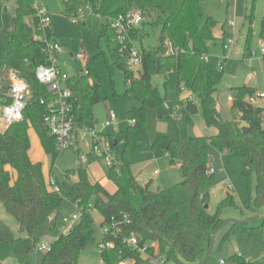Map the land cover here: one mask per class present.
<instances>
[{"label":"trees","instance_id":"1","mask_svg":"<svg viewBox=\"0 0 264 264\" xmlns=\"http://www.w3.org/2000/svg\"><path fill=\"white\" fill-rule=\"evenodd\" d=\"M78 1L64 0L67 13L77 14ZM205 1L88 0L94 13L107 18L102 24V36L110 47L113 62L101 52L87 60L88 74L82 71L68 76L67 85L75 94L73 117L76 126L82 128L93 121L94 106L106 98L100 77L93 68V62L99 58H106L111 71L116 66L124 70L125 94L141 101L140 106L129 111L130 119L134 121L124 131L126 143L123 150L118 148L122 134L108 135L118 150V163L108 166L107 176L118 188L109 201H103L96 197L94 184L82 164L68 170L62 181L57 180L60 192H56L48 187L42 163L31 158L26 119L35 128L45 151L53 160L61 150L44 121L54 94L37 78L38 66L48 61L46 43L36 38L43 33L37 6L35 0H16L8 31L9 50L0 47V104L9 100L11 81L4 78V73L10 68L28 81L32 98L25 108V119L0 130V201L28 236H16L11 227L0 219V245L12 244L15 247L17 264H30L32 252L39 255L36 264H79L82 251L93 240V208L103 215L102 227L109 228L104 232V243H113L110 247H101L104 264H131L130 261L132 264H161L156 260L163 264H187L200 259L205 245L212 246L216 234L229 221L223 216V209L238 207L235 197L228 193L213 214L206 207L210 201L209 193H203L201 197L202 188L215 179V173L209 172L215 150L245 154L248 162L244 175L249 179L253 172L257 174L256 197L250 207L258 209L264 206V106L247 100L258 91L255 87H236L233 88L232 108L237 117L233 121L222 118L216 94L224 71L209 58V41L214 37L213 28L217 20L208 15L201 24L205 16ZM132 9L143 13L144 20L140 26L147 28L146 34L150 33L149 29L159 30L152 50L138 46L144 58L143 70L140 67L136 69L139 74L128 68L127 56L122 55L117 32L112 27L114 18ZM247 20L251 28L253 15H248ZM262 34L264 36V29ZM140 35L139 26L131 30V37L136 42L142 39ZM49 36L57 40L54 33H49ZM167 42L171 43L172 51H169ZM150 59L156 61L157 71L165 75L164 95L153 81ZM172 70L177 73L175 83L168 78ZM185 89L191 95L183 97ZM165 101L173 102L181 110V115L176 118L178 136L160 134L152 148L167 152L172 164L179 166L183 179L171 187L152 190L149 183H140L133 171L138 162L135 157L137 131L145 126L150 108H157L162 116L161 106ZM200 111L209 126L218 128L216 134L189 133V126ZM65 199L77 204L81 211L73 229L67 233L59 228L58 222ZM247 229L245 220H236L223 237L221 246L232 233ZM133 234L138 237L139 247L145 248L144 251L127 242ZM49 236L54 238L51 249L39 251L40 243ZM155 243L159 254H156ZM229 261L252 264L241 255H235Z\"/></svg>","mask_w":264,"mask_h":264},{"label":"rangeland","instance_id":"2","mask_svg":"<svg viewBox=\"0 0 264 264\" xmlns=\"http://www.w3.org/2000/svg\"><path fill=\"white\" fill-rule=\"evenodd\" d=\"M16 0H0V47L9 50L8 31L11 29L12 11L15 8ZM37 7H45L51 14L52 21L47 24V33H54L58 42L62 45V53L58 58V65L67 76H74L86 69V60L99 55L101 52L113 62L112 53L108 43L102 36V24L107 18L89 10L88 0H79L77 3L78 12L67 13L64 0H35ZM205 16L201 19L203 24L208 15H212L217 23L213 28V39L209 41V58L211 62L224 71V76L216 94L217 105L225 121L236 119V113L232 108L233 101L230 97H235L233 88L244 85L255 87L258 93H264V56L261 54V42L264 41V0H206L203 4ZM80 10H87V15L83 17ZM248 15H253V23L247 20ZM78 17L79 21L75 20ZM31 21V18H28ZM233 22L234 24H232ZM140 38L135 44L147 50H152L156 46L158 29H149V34L145 33L146 27L139 26ZM227 32V33H226ZM142 33L144 35H142ZM230 33V34H228ZM251 37L249 38V35ZM232 38L234 42L229 44ZM227 42L229 48L225 49ZM249 43V44H248ZM247 44L249 49H247ZM167 45V43H166ZM169 48L170 46L167 45ZM84 54L86 60L79 57ZM93 68L100 77L105 99L97 103L94 108V120L87 122L84 127H93L102 131L105 135L122 134L119 142L120 151L126 143L124 131L133 121L130 119L129 111L134 106H140L141 101L127 96L125 72L122 68L115 67L113 71L109 68L106 58H99L93 62ZM143 70V67H140ZM9 70V69H8ZM8 70L4 73V78L9 80ZM149 70L156 86L164 95L165 75L157 71V64L154 59L149 60ZM139 74V70L134 71ZM168 78L175 83L177 73L172 70ZM117 115V122L109 127H104L103 123L108 119L110 111ZM162 116L157 108H150L147 113L145 126L137 131L138 146L135 150V157L138 163L134 165V172L142 182L153 178L151 185L153 190L171 187L179 183L182 173L177 165L172 164L171 158L165 151H154L153 142L160 135L177 137L176 118L181 115V110L171 101H165L162 106ZM30 137L38 139L35 128L28 119L25 120ZM7 126L3 119L2 104H0V129ZM218 132L215 126H209L202 114L198 113L196 119L189 126L191 135H212ZM78 143L74 146L62 149L56 160L49 155L42 147L41 160L46 181L50 176L62 181L68 170H74L79 165H83L91 182L96 189V197L103 201H109L115 191L113 181H108V166L103 160L94 157L92 139L84 133L78 134ZM117 148L114 149V157L117 155ZM87 156V161L81 160V155ZM214 161L212 167L215 169V179L202 188L203 193L210 195L209 211L216 213L219 203L231 194L235 197L238 207H226L223 209V216L228 219V223L222 228L215 238L212 246L206 244L203 255L200 259L187 264H220L224 259L229 264H239L236 261H229L235 255L243 256L246 261L252 264H264V206L258 209L250 207L256 197L257 174L253 172L249 179L244 175L247 166V157L241 151L219 152L213 151ZM77 178V174H74ZM106 180V181H105ZM109 180V179H108ZM233 186V189L229 185ZM74 215H81L77 204L65 199L60 207L58 218L59 228L65 232L69 221ZM93 240L82 251L79 264H104L101 256V244L104 243V221L101 212L93 208ZM0 219L8 224L14 234L18 237H27L28 233L21 229L16 218L10 214L4 204L0 201ZM236 220H245L248 229L232 233L230 238L221 246L225 234ZM53 237H46L50 240ZM156 254H159L158 244H156ZM39 259L37 252H32L29 256V263L36 264ZM17 254L12 244L0 245V264H17ZM132 264L133 262L130 261ZM161 264L163 262L161 261ZM170 264H176L171 262Z\"/></svg>","mask_w":264,"mask_h":264},{"label":"built area","instance_id":"3","mask_svg":"<svg viewBox=\"0 0 264 264\" xmlns=\"http://www.w3.org/2000/svg\"><path fill=\"white\" fill-rule=\"evenodd\" d=\"M90 11L91 8H89ZM81 15L85 17L87 15V10H80ZM37 16L40 19L41 27L43 31L42 34L36 35V38L40 41L46 43V51L48 54L47 63L41 64L37 68V78L38 80L48 87V90L54 94L53 99L48 104V112L45 115L44 121L48 126L50 133L55 137L57 147L62 150L78 143V134L84 133V135H89L92 139V148L97 160H103L106 166H113L118 163L117 155L114 157V146L109 139V136L103 134L102 131H98L93 127L89 129L86 128L84 132V127L78 128L75 124L73 117L74 110V92L67 85L68 76L65 75L62 69L58 65V58L62 53V45L58 40H54L46 32L45 27L50 24L52 17L50 12L45 7H37ZM76 21H79L78 17H75ZM144 20V15L139 9H132L127 13L120 14L118 17L112 20V27L115 28L117 32V40L120 44V50L122 55L127 56L128 68L130 70H136L142 67L144 58L142 52L138 45L135 44L131 37V30L140 26ZM234 24L233 22H231ZM229 44H232L234 40L230 38L228 40ZM172 51L171 43L167 42ZM225 49L229 48L227 42L224 43ZM261 54L264 56V41L261 42ZM79 57L86 60L84 54H79ZM87 63V60H86ZM89 70L86 68L84 70L85 74H88ZM9 77L11 81L9 100H6L2 104V114L6 126H9L15 122H21L25 119L24 111L28 102L32 98V90L28 81L19 75V73L14 69L8 70ZM233 100V96L230 97ZM250 103L255 105L264 106V93H258V91L248 96L247 99ZM44 102V100H42ZM134 121V120H133ZM117 122L116 113L111 110L108 119L103 123L104 127H109ZM81 160L84 162L87 160V156L82 154ZM210 173H215L213 167L209 170ZM48 187L56 192H60V186L58 181L54 176H50L47 182ZM229 187L233 189L230 184ZM203 197V195H201ZM80 216L74 215L69 221L65 233L73 229L76 220ZM109 228L105 227L104 232H107ZM53 239L43 240L39 247V251H49L52 247ZM127 242L134 246L139 247L138 237L133 234L127 239ZM113 243L111 241L101 244V247H110ZM145 250V248H140ZM156 263H161L156 260ZM220 264H229L224 259L220 261ZM249 264V263H247Z\"/></svg>","mask_w":264,"mask_h":264},{"label":"crops","instance_id":"4","mask_svg":"<svg viewBox=\"0 0 264 264\" xmlns=\"http://www.w3.org/2000/svg\"><path fill=\"white\" fill-rule=\"evenodd\" d=\"M205 3V2H204ZM227 33V32H226ZM228 34H230V33H228ZM11 69V68H10ZM189 95H191V92L188 90V89H185V91H184V94H183V97H187V96H189ZM4 129V128H3ZM3 129H0V130H3ZM213 135V134H212ZM36 137H38V139L39 140H37V138H35L34 137V139H33V137H30V139H31V150H30V155H31V158H32V160H34L35 162H39L40 160H41V152H40V149L41 148H39V147H42V149H44V147H43V145H42V141H41V139H40V137H39V135H38V133H37V136ZM45 150V149H44ZM226 152H228V151H226ZM94 157L96 158V156H95V154H94ZM97 159V158H96ZM88 160V159H87ZM86 160V161H87ZM98 161V160H97ZM85 162V161H84ZM138 163V162H137ZM136 163V164H137ZM135 164V165H136ZM175 165V164H174ZM178 166V165H177ZM179 167V166H178ZM44 171V170H43ZM133 171H134V166H133ZM135 173V172H134ZM136 174V173H135ZM137 176V178H138V180L140 181V183H142V184H150V187H151V185H152V183H153V181H154V179L153 178H149V179H146V181H144V182H142L141 180H140V178H139V176L138 175H136ZM109 179V178H108ZM107 179V182L108 181H111L110 179L108 180ZM106 181V180H105ZM48 182V181H47ZM115 184V183H114ZM117 185L115 184V191H114V193L117 191ZM158 188H161V187H158ZM152 189V188H151ZM153 190V189H152ZM113 193V194H114Z\"/></svg>","mask_w":264,"mask_h":264},{"label":"water","instance_id":"5","mask_svg":"<svg viewBox=\"0 0 264 264\" xmlns=\"http://www.w3.org/2000/svg\"><path fill=\"white\" fill-rule=\"evenodd\" d=\"M238 120H241V117L240 116H238ZM213 161H214V158L211 157L210 163H213ZM206 207L209 208V204H207Z\"/></svg>","mask_w":264,"mask_h":264}]
</instances>
